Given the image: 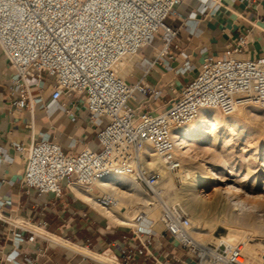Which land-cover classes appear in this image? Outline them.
<instances>
[{
    "label": "built area",
    "instance_id": "obj_1",
    "mask_svg": "<svg viewBox=\"0 0 264 264\" xmlns=\"http://www.w3.org/2000/svg\"><path fill=\"white\" fill-rule=\"evenodd\" d=\"M182 1L0 0V49L13 70L10 92L18 96L16 107L33 110L41 98H30V88L42 92L51 81L53 90L47 112L58 107L65 109L59 104L60 97L75 94L86 104L90 123L102 126L96 134L99 151L85 148L78 154H66L48 134H41L28 148L15 144L17 150L25 151L20 183L34 188L39 195L61 197L64 181L70 188L77 186L90 193L99 192V181L109 175L131 177L160 204L163 230H157L145 210H140L137 224L130 226L139 245L121 250L122 264L145 252L154 256L153 238L159 232L176 240L184 253L183 259H177L180 264H264V254L261 260L243 255L241 242L214 245L198 241L192 235L188 213L164 200L159 190L165 180L162 171L151 164L149 157H141L142 150L151 147L174 175L173 181L179 183L177 174L182 163L174 128L191 123L203 109H216L225 115L251 104L264 109V57L240 56L246 44L245 37H241L221 56L201 49L205 57L196 76L171 98L164 110L138 111L146 102L159 99L163 91L143 79L129 83L127 76L116 73L115 65L123 58L138 55L159 35L162 47L155 59L143 57L138 62L145 64V73L158 59L172 70L169 59L164 58H174L169 50L178 29L167 24L166 18ZM193 70L186 64L176 71ZM137 97L139 107L131 106L130 99ZM97 205L110 209L120 202L115 195L100 192ZM10 220L30 234L26 238L16 233L17 246L36 237L47 239L40 226L16 222L15 217Z\"/></svg>",
    "mask_w": 264,
    "mask_h": 264
},
{
    "label": "crops",
    "instance_id": "obj_2",
    "mask_svg": "<svg viewBox=\"0 0 264 264\" xmlns=\"http://www.w3.org/2000/svg\"><path fill=\"white\" fill-rule=\"evenodd\" d=\"M166 23L178 29L169 50L174 58H164L169 59L172 70H167L162 59H158L145 73V64L138 62L143 57L155 59L162 47L159 35L152 45L130 58L135 64L127 81L136 83L143 79L163 91L159 99L146 102L139 112L164 110L171 98L196 76L205 57L200 52L203 48H207V54L221 56L229 46L245 37V49L240 56L264 57V0H183L166 18ZM186 64L193 66L194 70L176 71ZM12 72L0 49V264H111L55 242L48 236L47 239L36 237L17 246L16 233L26 238L30 234L12 222L10 218L13 217L16 222L28 221L38 225L92 254L120 262L123 248L139 245L132 228L110 225L106 216L92 209L74 187H68L66 181L62 183L61 197L51 193L39 195L34 188L22 186L25 151L15 147V144H22L28 148L41 138V134H48L66 154H78L85 148L99 151L101 146L96 134L102 126L90 123L86 104L75 94L60 97L59 104L65 109L58 107L47 112L53 90L51 81L42 92L30 88V98H41L33 110L17 108L14 101L18 96L10 92ZM139 99H130V105L139 107ZM152 245L157 259L145 252L123 264H180L177 259L184 258L176 240L167 233L159 232ZM27 258L29 262L25 261Z\"/></svg>",
    "mask_w": 264,
    "mask_h": 264
},
{
    "label": "bare ground",
    "instance_id": "obj_3",
    "mask_svg": "<svg viewBox=\"0 0 264 264\" xmlns=\"http://www.w3.org/2000/svg\"><path fill=\"white\" fill-rule=\"evenodd\" d=\"M133 64L135 63L131 59L123 58L116 63L114 69L120 77L124 78L133 67ZM248 108H250L251 111L255 107L254 105L239 107L232 115H228L230 116L228 118L218 115L219 113L217 111H215L217 113H210V110L216 109H203L198 118L191 123L174 128L173 134L177 145V152L180 148H187L180 153L191 156L188 154V150L190 147L194 146L193 148H201L210 154V158H208L210 160L207 162V166L203 164L199 166L198 163H196V165L189 161L188 166L182 165L181 170L177 174L181 181L184 182L182 187L183 204L181 207L187 213L189 211L193 212L194 215L190 216L192 223H194L192 224V235L197 240L199 239V241L205 243L206 239H202L201 236L209 235L212 229H215L217 225H227L230 227V232L223 239H217L216 245L222 242L227 244L242 242L244 243L243 255H250L261 260L264 252L258 250L252 244H249L247 241L249 238L247 232L264 231V153L255 160H250L249 158L239 159V163L241 165H246V169L249 172L246 175H242V171L240 172L238 167L227 162L228 159V161L231 160V158L228 157L230 152L228 153L229 148L227 143L234 137L230 136L229 133L227 134V132L219 131L222 128L226 130L236 128L238 131L235 132L234 136L235 138H240L244 132V128L240 126L236 117L246 115ZM206 135H212V138L208 142H205L209 146H197L196 143L200 142ZM237 144L238 143H236V146ZM248 146L245 145L241 149L248 152ZM218 148H221L219 152L217 151ZM216 151L218 153H213ZM226 153H228V155ZM240 154L243 157V154ZM255 154L257 153L255 152ZM221 156L223 159H220ZM224 156H227L228 159H224ZM141 157L143 159L149 157L151 164L162 171L165 180L159 190L161 194L168 193V191L173 188V179L171 174L164 167L163 162L155 156L151 147L144 148L141 152ZM196 172L198 173L195 174ZM249 174H252L251 177ZM206 178H211L212 183H207L205 180ZM211 184L220 185L215 188V196L213 199L208 201L202 196L200 188ZM98 188L101 193L109 192L115 195L120 205L110 209L101 208L97 205L98 194L94 191L90 193L84 192L77 186H74L77 194L85 202L95 206L101 214H104L107 218L118 224L129 226L136 225V218L140 210H145L148 218L153 220L154 227L157 228V226L161 224L160 204L155 199L149 197L144 189L131 177L112 174L100 180ZM178 200V196H175L169 199L168 203L175 204ZM206 213L210 214L214 219V223L212 222L213 224L210 226L208 225L210 229H208L205 224L208 219L206 217L207 219L205 220L204 214ZM43 234L50 237L55 242L62 243L76 251L90 254L103 262L122 264L117 261H112L105 256L92 254L78 244L71 243L55 234L53 235L47 231H43Z\"/></svg>",
    "mask_w": 264,
    "mask_h": 264
},
{
    "label": "rangeland",
    "instance_id": "obj_4",
    "mask_svg": "<svg viewBox=\"0 0 264 264\" xmlns=\"http://www.w3.org/2000/svg\"><path fill=\"white\" fill-rule=\"evenodd\" d=\"M130 58H134V56L128 57V59H130ZM136 60L137 59H135V61ZM132 70H133V68L131 69V71H129L127 76H129V74L132 72ZM251 105H254V104H251ZM254 107L255 108L252 109L251 111H250V108H248L249 112L247 110V114L246 115H241L239 117H236V119H237L238 123L240 124V126H242L244 128V132H243V134L241 135L240 138H235V136H234L235 132L238 131L236 128H232V129H229V130H226L225 128H222V129L219 130L220 132H225V133L227 132V134L229 133L230 136L234 137L233 139L230 140L231 142L229 141V143H227V146L229 148L228 149V153L230 152L231 155L230 154L228 155V153H226V154L228 155L229 158H231V160L228 161L229 159H228L227 156H224L225 157L224 159L227 158L228 160L227 159L226 160H227V162H229V164L235 165L236 167H238L240 169V172L242 171L241 172L242 175H246L249 172L246 169V165H244V164L241 165L239 163V159H241V158L248 159L249 158L250 160L251 159L255 160L256 158L260 157L264 153V109L260 108L257 105H254ZM215 111H217L219 113L218 115H220V116H223V117H226V118L230 117L228 115H225V114L221 113L219 110H210V113H217ZM230 115H232V114H230ZM211 138H212V135H206V137H204L200 142H197L196 144L199 147H205V146L208 147L209 145H207L205 142H208ZM236 143H238L237 146H236ZM245 145H247V146L249 145L248 146L249 148L247 147L249 149L248 152L247 151L245 152L243 149H241ZM193 147L194 146L190 147V149L188 150V152H189L188 154H190L192 157L180 153L181 151H183V150H185L187 148L178 149L179 151L177 152V154H178V157L181 160L182 165L188 166L189 161H190V162H193L195 164L198 163L199 166H201L202 164L204 166H207L208 165L207 162L210 160V159H208V158H210V154H208L207 152H205V150H202L201 148H197V147L193 148ZM220 150H221V148L217 149L218 152ZM217 151L213 152V153H218ZM236 152L239 154V156H238V154ZM255 152L257 154H255ZM240 153L243 154V157L241 156ZM235 154H237V155H235ZM250 156H251V158H250ZM220 159H223V157L221 156ZM233 161L234 162L236 161L235 162L236 164ZM197 173L198 172H196L195 174H197ZM249 175L251 177L252 174H249ZM171 176H172V179H173L174 175L171 174ZM205 180L207 181V183H212L211 178H206ZM183 185H184V182H182V181H180L179 183H176L175 181H173V188L170 189L168 191V193L162 194L164 200L168 202L169 199H171L172 197L178 196L179 200L174 205L181 206L183 204L182 203L183 202L182 201V199H183V197H182L183 196V193H182ZM219 185L220 184H215V185L211 184V185L206 186V187H201L200 191L202 192V196L208 201L212 200L213 197L215 196V190H216L215 188L218 187ZM94 192L96 194H98V195L100 194V192H98L97 190H94ZM188 213H189L188 214L189 216H194L193 212L189 211ZM206 214H207V216H206ZM206 214H204V216H205V220L208 218L207 219L208 222L206 220L205 224H206V227H208V229H210L209 226L214 223V219L212 218V216L210 214H208V213H206ZM209 215H210V217H209ZM107 221L110 223V225H113V226H118V225L120 226L121 225V224H118V223L112 221L109 218H107ZM192 224H194V223H192ZM123 226H129V225H123ZM156 229L161 231V230H163V227H162L161 224H159ZM229 230H230V227H228L227 225H224V226H223V224L222 225H217L215 227V229H212V232L209 234L210 236L209 235H204V236H201V237H202V239H206L204 244H214V245H216L217 239H223L225 236L228 235V233L230 232ZM249 232H247L248 233L247 235H249V238L247 240L249 242V244H252L258 250H262V252H264V247H263L264 246V231L263 230H258V231H255V232L254 231H249ZM198 241H199V239H198ZM243 247H244V243H243ZM247 256H250V255H247Z\"/></svg>",
    "mask_w": 264,
    "mask_h": 264
}]
</instances>
